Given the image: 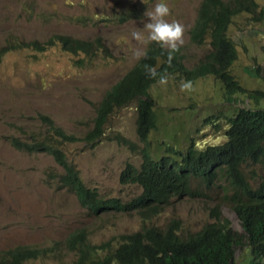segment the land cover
<instances>
[{
	"label": "rangeland",
	"instance_id": "1",
	"mask_svg": "<svg viewBox=\"0 0 264 264\" xmlns=\"http://www.w3.org/2000/svg\"><path fill=\"white\" fill-rule=\"evenodd\" d=\"M154 2L0 0V50L9 41L42 43L57 35L92 41L100 38L106 49L105 54H98L83 65L77 64L82 55L64 52L58 45H50L42 53L28 48L0 54V256L18 246L50 248L48 257L25 264H73L85 251L75 250L77 245L99 249L112 246L121 235L139 228L141 220L135 213L92 216L81 208L75 195L56 190L49 182V175L60 171L49 155L16 150L9 139L28 141L30 135L42 134V118L68 134L83 135L90 128L94 108L103 95L144 56H133L136 49L145 53L147 45L133 40L130 32L143 26L148 19L143 14ZM166 2L169 14L164 19L184 26L183 43L178 47L184 65L192 68L207 52L206 45H195L189 36L202 0ZM258 25L234 36L238 56L230 68L231 74L249 90H264V23ZM179 84L167 80L150 90L158 120L145 148L152 156L166 145L182 152L191 137L200 147L222 143V134L215 133L204 119L215 111L229 114L243 106L222 100L219 82L209 76L191 83L190 89L181 90ZM135 119L131 106L116 112L107 125V135L118 133L127 142L104 140L89 148L79 141L64 146L68 161L85 184L103 197L128 201L138 193L135 187L120 185L118 181L124 165L137 164L145 146L137 139ZM255 171L262 172L259 168ZM245 177L252 184L256 178L249 170ZM222 190L209 191L206 197L202 194L173 201L153 223L161 225L174 218L187 232L197 231L213 221L214 209L218 208L232 230L241 235L232 209L226 204L219 207ZM249 258L243 241L235 248V264H245Z\"/></svg>",
	"mask_w": 264,
	"mask_h": 264
},
{
	"label": "trees",
	"instance_id": "2",
	"mask_svg": "<svg viewBox=\"0 0 264 264\" xmlns=\"http://www.w3.org/2000/svg\"><path fill=\"white\" fill-rule=\"evenodd\" d=\"M245 14L249 15L245 18L247 26H259L262 12L255 0H202L197 21L189 31L192 43L200 46L206 39L210 47L199 64L187 68L178 46L169 62L170 50L150 42L144 57L103 95L94 108L91 126L83 135L68 134L49 119L42 118L45 126L42 134H32L28 141L9 139L16 150L49 155L60 167L59 172L49 175V182L56 190L75 195L81 208L92 216L135 213L140 218L139 228L121 235L112 246L99 249L77 245L75 250L85 251L80 252L73 264H235V248L243 240L250 254L245 264H264V90L243 87L230 69L238 56L233 35L240 27L234 19ZM50 45H58L72 55H82L77 60L80 65L106 53L100 38L92 41L57 35L42 43L9 41L0 54L28 48L42 53ZM145 64L154 66L158 73L164 71L173 84L184 80L193 83L209 76L219 82L222 100L242 103L241 108L229 114L215 111L204 119L215 133L222 134L224 141L200 147L191 137L182 152L166 145L152 156L145 148L158 121L156 102L149 92L157 82L148 77ZM253 72L258 76V69ZM131 105L136 112L137 139L145 146L140 151L139 162H127L118 176L120 185L132 186L138 191L133 198L123 201L103 197L95 188L87 186L68 161L64 146L79 141L89 148L104 140L127 142L118 133L107 135L106 129L116 112ZM256 168L262 170L261 174ZM248 170L249 174H255L253 184L245 177ZM220 189H223V197L219 207L226 204L232 209L243 235L232 230L229 220L221 217L218 208L214 209L213 221L206 222L197 231L187 232L174 218L161 225L153 223L173 201L202 194L206 197L209 191ZM50 250L18 246L5 251L0 256V264H25L48 257Z\"/></svg>",
	"mask_w": 264,
	"mask_h": 264
},
{
	"label": "clouds",
	"instance_id": "3",
	"mask_svg": "<svg viewBox=\"0 0 264 264\" xmlns=\"http://www.w3.org/2000/svg\"><path fill=\"white\" fill-rule=\"evenodd\" d=\"M224 1H227V0H224ZM255 1L258 4V7H260L261 12H262V20H261V22L257 23V24L261 25L264 23V0H255ZM168 14H169V7H168L166 0H155L152 7L150 9L149 8L146 9V11L143 14L145 17L148 18L143 23V26L141 28L135 27L134 30H132L130 32V35H131L133 40L139 41L144 45H148L150 42H157L160 45V47H162V48L166 46L170 50L168 52V57H169V62H170L172 52L177 49L178 45L183 43L182 37H183L184 26L175 20H173L171 22L166 21L164 18L166 16H168ZM248 17H249V15L245 14V15H242L241 17H237L234 19L235 22H237L239 24V27H240V31L235 32V34L238 32L244 31L249 27L245 23V18H248ZM235 34L233 35V41H234ZM202 45L207 46V52L210 50V47L206 43V39H205L204 43H202ZM202 45H200V46H202ZM146 48H147V46H146ZM143 55H145L143 49H136L133 52V56H136V57H141ZM144 68L146 69V73H147L148 77L149 78H155L157 83L164 85L167 82L168 75L164 71H161L158 73L154 66H149L147 64L144 65ZM179 87L181 90L190 89L191 82L187 81V80L181 81V83L179 84ZM131 106H133V108H134V105H131ZM240 227H241V224H240ZM241 231H242L241 235H243L242 227H241ZM243 241L245 242V240H243ZM248 249H249V247H248ZM234 258H235V252H234Z\"/></svg>",
	"mask_w": 264,
	"mask_h": 264
}]
</instances>
